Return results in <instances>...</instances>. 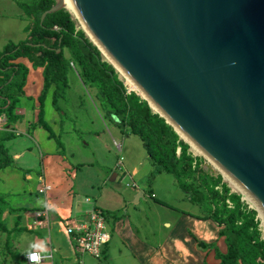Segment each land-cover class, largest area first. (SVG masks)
Segmentation results:
<instances>
[{
  "label": "crops",
  "instance_id": "obj_1",
  "mask_svg": "<svg viewBox=\"0 0 264 264\" xmlns=\"http://www.w3.org/2000/svg\"><path fill=\"white\" fill-rule=\"evenodd\" d=\"M2 7L5 12L0 10V22L8 18L22 19L26 15L15 0H0ZM26 18L28 22L22 19V28L12 25L8 27V30L13 27L12 34L0 27V52L12 43L8 38L13 36L15 28L19 34L24 33L22 41L30 38L34 22L31 16ZM65 55L71 57L68 50H65ZM11 63L24 64L29 71L21 91L13 87L6 92L19 99L14 111L17 119L10 121L4 113L0 116V130L9 135L4 145L14 161L11 166L0 171V221L6 228L0 227V263L28 264L26 255L39 252L51 256L40 264H76L79 259L83 264H101L87 256L79 257L63 224L65 218L90 210L91 203L86 202L90 196L95 197L93 200L98 207L111 214L109 221L112 237L102 264L221 262L216 252L219 250L226 253L228 247L225 237L219 235L220 227L210 219L196 217L203 215L200 207L192 203L184 192H177L180 188L171 174L161 173L149 185L152 165L140 174L137 167L140 162L135 165L128 159L135 137L141 141V147L145 148L143 141L129 131L122 133L116 124L119 122L117 117H106L98 89L86 84L80 68L74 72L71 69L70 73H75L76 79L88 90V104L78 89L72 87L70 73L69 86L58 100V108L53 104L55 85L49 89L44 101V121L62 142L63 148H59L57 140L50 137L49 131L37 125L44 68L33 67L28 57H19ZM71 64L74 67L73 62ZM68 94L70 97H67ZM73 121L76 122L73 124ZM112 125L114 128H111ZM67 133H75L79 153L82 156L88 154L90 158L75 163L69 161V156L74 157L75 152L68 150L62 141L63 135ZM35 147L37 154L34 152ZM33 156L39 157L40 168L32 167L35 161ZM145 159L148 160V157L144 156ZM17 171L24 175L22 188L11 197L8 183L12 174L18 175ZM126 175L131 179L127 186L140 188L144 193V198H140L138 204H134L133 199L139 190L129 194L127 189L119 185L120 182L117 183ZM134 176H141L145 180L144 185H136L132 181ZM45 185L49 187L47 191ZM24 191L28 193L22 194ZM21 195L32 203L12 206V199ZM171 196L175 198L173 201L176 200L174 204L169 201ZM44 209H48V216L46 219H38L37 213ZM25 233L32 235V241L30 249L20 257L16 250L26 239ZM26 241H30V238ZM40 243L44 245L43 252L31 247L32 244Z\"/></svg>",
  "mask_w": 264,
  "mask_h": 264
},
{
  "label": "water",
  "instance_id": "obj_2",
  "mask_svg": "<svg viewBox=\"0 0 264 264\" xmlns=\"http://www.w3.org/2000/svg\"><path fill=\"white\" fill-rule=\"evenodd\" d=\"M69 2L150 108L264 213V0Z\"/></svg>",
  "mask_w": 264,
  "mask_h": 264
},
{
  "label": "trees",
  "instance_id": "obj_3",
  "mask_svg": "<svg viewBox=\"0 0 264 264\" xmlns=\"http://www.w3.org/2000/svg\"><path fill=\"white\" fill-rule=\"evenodd\" d=\"M55 3L56 0L19 3L34 23L29 39L18 44L9 43L0 52V116L4 113L10 121L17 119L14 111L19 99L6 92L13 87L21 91L29 69L24 64L11 62L19 57H28L33 67L44 68L37 125L49 131L59 148H63L62 142L44 121V101L49 89L55 85L53 104L58 108L57 102L69 86L68 75L74 60L86 84L98 89L106 117H117L119 122L116 124L122 133L129 131L143 141L153 167L149 185L159 174H171L190 201L200 207L203 215L196 217L210 219L220 227L219 235L225 237L228 250L226 253L217 250L216 256L221 260L219 264H264V239L258 229L257 212L248 209L240 195L229 194L225 185L220 189L221 178L209 176L198 162L194 164L195 159L189 154L188 146L174 128L159 114L153 113L148 102L140 100L134 93H127L114 70L101 61L99 50L78 30L77 22L69 11L61 9L48 14L41 23L42 14ZM59 48L61 51H58ZM65 50L69 51L70 58L66 57ZM7 136L0 130V171L14 163L4 145ZM227 200L232 206L227 204ZM0 227L6 229L1 221Z\"/></svg>",
  "mask_w": 264,
  "mask_h": 264
},
{
  "label": "rangeland",
  "instance_id": "obj_4",
  "mask_svg": "<svg viewBox=\"0 0 264 264\" xmlns=\"http://www.w3.org/2000/svg\"><path fill=\"white\" fill-rule=\"evenodd\" d=\"M15 1L19 5V3L33 4L36 0H15ZM20 8L22 9L21 6H20ZM0 10L2 12H5V10H3V7L0 8ZM22 11H23V9H22ZM71 15L73 16L74 20L77 22L78 30L80 32H83L86 35V37L89 39V42L92 43L98 49V47L93 43V41L89 38V36L85 32V30L83 29V26H82L81 22L78 20V18L75 15H73V14H71ZM23 16L24 17H22V19L26 20L25 22L27 23L28 19L26 17H28V15L24 14ZM22 19H20V18H13V19L8 18V19H6V21L0 22V27H1L2 30H8V27L10 25L19 26L20 28H22V26L24 25V21ZM33 22H34V20L32 19V23ZM16 29L17 28H15L14 31H13V36L8 38V40L10 42H12V43H19L25 38L24 33L21 32L19 34V31L16 30ZM12 30H13V27H11V29L8 30V31H10L11 34H12ZM5 32H7V31H5ZM99 52H100L101 61L103 63H105V65L108 68L114 70V73L117 76V79L124 84L127 92L130 93V94L134 93L140 98V100L146 101L142 97V95H140L138 92L130 89V86L128 84L129 81L127 80L125 75L123 73H121L119 70H117V68L114 67V65L108 60V58L104 54L101 53L100 50H99ZM72 62L74 64V67L71 68L73 70V72H74V70H78L79 71L78 64L74 60H72ZM73 72L70 73V82L72 84V87L78 89V91L81 93V96L84 98V100L87 101L86 104H88L89 103V101H88V98H89L88 90L79 82V80L76 79V75ZM67 97H70V95L68 94ZM83 103H85V102H83ZM152 111H153V113L158 114V113H156V111L154 109H152ZM94 112L97 115L96 111H94ZM74 122H76V121H73V124H74ZM111 128H114V126L112 125ZM75 136H76L75 133H67V134H64L63 138H62V141L66 145L67 149L70 150V151L75 152V156L74 157L69 156V158H68L71 163L72 162L75 163L77 161H82V160L85 161L86 159L90 158V156L88 154H85V156H82L79 153V150L77 149L78 145L75 142V140H78V137L76 136V138H75ZM23 137H25V136H23ZM180 139L188 146L189 154H191V156L195 159L194 164H196V162H198L200 164V167L202 168V170L206 174H208L209 176L214 177L215 179L221 178V183L219 185L220 189H222V185H225L227 187V189H229V191H230L229 194L240 195L242 202L247 206V208L250 209V210L256 211L254 209L255 207L253 208L252 205L244 197V193L242 191H240L239 188H236L231 183V181L229 179H227L222 174V172L214 165V163L211 160H209L201 152H199L192 145H190V143L187 142L184 138L180 137ZM110 147L113 148L112 142H110ZM34 152L36 154L38 153L36 147L34 148ZM144 156H147L146 149L141 147V141L137 137H135V139L131 143V149L128 152V159L130 160V162H132L135 165L138 162H140L139 166H137L139 168L140 174L143 173L146 169H148L149 166H151L150 162L147 159H145V161H144ZM29 158H31V157H29ZM33 159H35V161L34 162L32 161L33 162V166L32 167L35 168V169L40 168L39 157L38 156L37 157L33 156ZM29 162H31V160ZM143 162H144V164H143ZM30 165H32V163H30ZM12 171H14V170H12ZM17 173H18V175L12 174L10 176V180H9V183H8L9 184L8 187H9V190L11 192V194H10L11 197H13V193H15L17 191H20L21 188H22V180L24 179L23 178L24 175L22 173L18 172V171H17ZM132 181L135 182L136 185L139 184L141 186H143L144 183H145V180H142L141 176H134ZM117 183H119V185L122 188L127 189L126 191L129 192V194L136 193V191L140 189V188L139 189H135L133 186H131V187L127 186L128 183H131V179H130L129 175H126V177H123L122 180L121 179L117 180ZM159 183H163V182H159ZM158 186L160 187V184H158ZM177 192H179V193L182 192L183 193V191L181 189H177ZM27 193H28L27 191H24L22 194H27ZM90 197L95 198L93 196H90ZM169 199H170L169 201H171V203H173V204L176 202V200H174V201L172 200V199H175L172 196ZM30 203H32V201H30L26 196H23V195L19 196L17 199H12V202H11L12 206H14V207H19V205H30ZM177 203L179 204L178 201H177ZM256 212H257L256 217H257V220H258V229H259V231L261 233V237L264 239V227L262 226V221H261V219L259 217L258 211H256ZM25 238L26 239H23L24 242L22 241L23 243H21L20 245L17 246V250L16 251L18 252L20 257L22 256V254H24L26 251H28L30 249V243L32 241V235H29L28 233H25ZM28 238H30V241H26V240H28ZM85 256H87L89 258H93L94 260L100 262L101 264L104 262V260L102 258L99 259V258L92 257V256H89V255H85ZM0 264H2V263H0Z\"/></svg>",
  "mask_w": 264,
  "mask_h": 264
},
{
  "label": "built area",
  "instance_id": "obj_5",
  "mask_svg": "<svg viewBox=\"0 0 264 264\" xmlns=\"http://www.w3.org/2000/svg\"><path fill=\"white\" fill-rule=\"evenodd\" d=\"M49 189L45 185V190ZM86 202L91 203V208L80 215L65 218L63 221L65 231L72 241V244L78 253L79 257L89 255L96 258L106 259V247L109 244L112 231L110 227L111 214L98 207L93 198L87 197ZM227 204L232 206V203L227 200ZM48 216V209L39 211L37 218H45ZM38 224L39 221H38ZM36 253L39 257L37 261H31L29 256ZM51 256H44L39 252H31L26 255L28 264H40L43 260ZM76 264H83L79 259Z\"/></svg>",
  "mask_w": 264,
  "mask_h": 264
},
{
  "label": "bare ground",
  "instance_id": "obj_6",
  "mask_svg": "<svg viewBox=\"0 0 264 264\" xmlns=\"http://www.w3.org/2000/svg\"><path fill=\"white\" fill-rule=\"evenodd\" d=\"M64 5L66 6V9L68 10V11H70L73 15H75L76 17H77V14H76V12L74 11V9H73V7H72V5L70 4V2H69V0H64ZM79 21H80V19H78ZM81 22V21H80ZM88 31V30H87ZM105 56H106V54H105ZM107 57V56H106ZM109 57V56H108ZM107 57V58H108ZM110 59V58H109ZM108 59V60H109ZM110 61V60H109ZM111 63H113L112 62V60L110 61ZM125 75V74H124ZM125 77L127 78V80L129 81L128 82V84H129V86H130V89L131 90H134V91H136V92H138L140 95H142V97H144V94L142 93V91H140V89L138 88V86L128 77V76H126L125 75ZM156 110L158 109L156 106L154 107ZM195 149H197L198 151H199V149L196 147V146H194V145H192ZM200 152V151H199ZM227 179H229L230 181H231V183L236 187V188H239L240 189V187L233 181V180H231L230 178H228V177H226ZM238 189V190H239ZM241 191V190H240ZM244 197L247 199V201L253 206V207H255V209L257 208V209H259L258 210V213H259V217H260V219H261V221H262V226L264 227V213L261 211V209L257 206V204L253 201V199L252 198H250L249 196H247L246 194H244Z\"/></svg>",
  "mask_w": 264,
  "mask_h": 264
},
{
  "label": "clouds",
  "instance_id": "obj_7",
  "mask_svg": "<svg viewBox=\"0 0 264 264\" xmlns=\"http://www.w3.org/2000/svg\"><path fill=\"white\" fill-rule=\"evenodd\" d=\"M32 248H38L40 249L41 252H43L45 249H44V245L43 243H40V244H32L31 245ZM29 259L31 261H37L39 259V257L36 255V253H32L30 256H29Z\"/></svg>",
  "mask_w": 264,
  "mask_h": 264
}]
</instances>
